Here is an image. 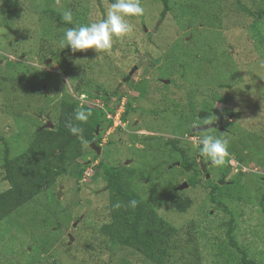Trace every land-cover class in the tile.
Returning <instances> with one entry per match:
<instances>
[{
	"label": "rangeland",
	"instance_id": "obj_1",
	"mask_svg": "<svg viewBox=\"0 0 264 264\" xmlns=\"http://www.w3.org/2000/svg\"><path fill=\"white\" fill-rule=\"evenodd\" d=\"M167 5L161 17L160 0H0V192L5 154L62 103L106 113L100 153L84 145L0 221V264H156L101 232L104 166L133 168L131 188L189 238L162 264H235L240 251L264 264V18L244 10L264 0ZM70 27L96 42L65 50Z\"/></svg>",
	"mask_w": 264,
	"mask_h": 264
},
{
	"label": "trees",
	"instance_id": "obj_2",
	"mask_svg": "<svg viewBox=\"0 0 264 264\" xmlns=\"http://www.w3.org/2000/svg\"><path fill=\"white\" fill-rule=\"evenodd\" d=\"M105 1L116 5L120 0ZM141 1L137 0V4L140 5ZM160 1V16L164 17L168 10L167 0ZM244 10L256 21L264 18V9ZM68 36L65 50L76 44L96 42L93 36L77 33L72 27L68 29ZM76 91L80 92L81 88ZM103 115L100 110L92 112L86 106L77 109L74 102L62 103L52 128H37L23 152L13 157L5 154L2 162L3 179L9 186L0 192V221L43 192L45 187L53 185L57 177L67 171V166L77 162L83 155L84 145L97 140L96 126ZM185 165L187 169L192 167L188 162ZM103 173L109 192V221L102 226L101 232L114 245L128 247L156 264L166 262L172 251L176 253L181 246L187 245L189 238L181 241L178 229L159 216L131 188L133 168L104 166ZM189 205L187 198L178 199L175 207L178 211H184ZM231 245L236 246L233 240ZM240 252V259L235 264H261L248 258L244 251Z\"/></svg>",
	"mask_w": 264,
	"mask_h": 264
},
{
	"label": "water",
	"instance_id": "obj_3",
	"mask_svg": "<svg viewBox=\"0 0 264 264\" xmlns=\"http://www.w3.org/2000/svg\"><path fill=\"white\" fill-rule=\"evenodd\" d=\"M154 31V30H153ZM135 70V66L131 69V71L129 72V74L124 78V82L127 81L129 78H130V75L133 73V71ZM43 91L44 93H46V90H45V87H43ZM220 120L216 123V124H219ZM215 124V125H216ZM212 125V124H211ZM210 126V124H206V125H201L199 126L198 128L196 129H203V128H208ZM53 127V124L48 120L42 127L40 128H52ZM89 144L91 145V147L96 151V154H99L100 153V147L98 145H96L93 141H90ZM201 168L202 170L204 171L205 170V165H201ZM186 184H182L179 186V188H183L185 187ZM106 188V187H105ZM71 238V237H70Z\"/></svg>",
	"mask_w": 264,
	"mask_h": 264
},
{
	"label": "flooded vegetation",
	"instance_id": "obj_4",
	"mask_svg": "<svg viewBox=\"0 0 264 264\" xmlns=\"http://www.w3.org/2000/svg\"><path fill=\"white\" fill-rule=\"evenodd\" d=\"M129 80V79H128ZM127 80V81H128ZM126 82V81H125ZM101 121V120H100ZM97 126H96V131H95V135H96V138L98 137V135H99V132L97 131ZM91 141H93L94 142V140H91ZM90 142V141H89ZM89 142H88V146H90V148L92 149V150H94L92 147H91V145L89 144ZM95 151V150H94ZM96 152V151H95Z\"/></svg>",
	"mask_w": 264,
	"mask_h": 264
},
{
	"label": "built area",
	"instance_id": "obj_5",
	"mask_svg": "<svg viewBox=\"0 0 264 264\" xmlns=\"http://www.w3.org/2000/svg\"><path fill=\"white\" fill-rule=\"evenodd\" d=\"M119 115L115 114L114 118L112 117V119L114 120V124H115V120H118ZM116 125V124H115Z\"/></svg>",
	"mask_w": 264,
	"mask_h": 264
},
{
	"label": "clouds",
	"instance_id": "obj_6",
	"mask_svg": "<svg viewBox=\"0 0 264 264\" xmlns=\"http://www.w3.org/2000/svg\"><path fill=\"white\" fill-rule=\"evenodd\" d=\"M105 115H106V113L103 116H105Z\"/></svg>",
	"mask_w": 264,
	"mask_h": 264
}]
</instances>
